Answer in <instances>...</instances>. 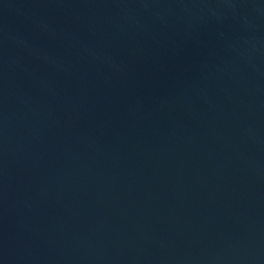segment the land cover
Instances as JSON below:
<instances>
[{
	"label": "water",
	"instance_id": "obj_1",
	"mask_svg": "<svg viewBox=\"0 0 264 264\" xmlns=\"http://www.w3.org/2000/svg\"><path fill=\"white\" fill-rule=\"evenodd\" d=\"M0 264H264V0H0Z\"/></svg>",
	"mask_w": 264,
	"mask_h": 264
}]
</instances>
